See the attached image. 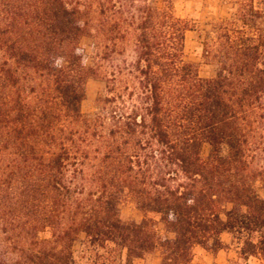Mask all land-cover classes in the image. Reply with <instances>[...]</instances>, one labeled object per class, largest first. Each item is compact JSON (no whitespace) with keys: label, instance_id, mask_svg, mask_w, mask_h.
I'll return each mask as SVG.
<instances>
[{"label":"trees","instance_id":"obj_1","mask_svg":"<svg viewBox=\"0 0 264 264\" xmlns=\"http://www.w3.org/2000/svg\"><path fill=\"white\" fill-rule=\"evenodd\" d=\"M234 5L206 35L217 70L202 78L184 59L192 24L168 0H0L1 184L21 185L0 198V264H74L80 233L127 261L158 248L160 264H189L196 245L221 249L222 232L245 237L243 257L264 254V236L251 240L264 228V168L249 160L264 151V0ZM94 33L134 59L86 116L96 71L79 40ZM124 195L173 236L150 217L121 220Z\"/></svg>","mask_w":264,"mask_h":264},{"label":"rangeland","instance_id":"obj_2","mask_svg":"<svg viewBox=\"0 0 264 264\" xmlns=\"http://www.w3.org/2000/svg\"><path fill=\"white\" fill-rule=\"evenodd\" d=\"M167 0H149V2L161 5ZM172 3L175 13L187 19L191 28L185 31L184 37V59L190 62L196 68L197 74L202 78H212L216 74L217 65L209 57L204 56V40L208 33L211 34V25L213 22L232 16L235 11L234 0H168ZM260 32L264 36V19L260 20ZM105 41L98 37L96 33L92 35H83L79 40V45L84 51L85 63L88 67L95 69L96 74L86 79L84 84V97L80 104L81 112L86 116H91L98 110V98L106 95L107 85H110L111 74L118 75L119 67L133 61L134 56L131 48L127 46L120 53L106 52L104 48ZM123 73L125 71L123 70ZM210 146L207 143L202 144L201 153L207 156ZM226 153V148L222 147L221 154ZM253 169L264 168V151H258L250 159ZM3 170L0 169V198L7 191H17L21 187L19 183L10 186L2 185L4 177ZM259 196H264V187L257 181L255 184ZM118 216L123 221L139 222L144 217H150L156 222V231L160 237H172V233L165 231L159 217L152 213L142 212L135 204L133 198L129 195L121 196L117 204ZM229 205H225L228 209ZM264 236V228L259 233L253 234L251 240L256 242L259 236ZM40 238H48L50 232L48 229L39 232ZM0 233V247L5 245ZM242 236L236 239L233 234L223 232L220 235L223 247L216 252L205 250L196 245L193 248L192 259L189 264H264V254H255L243 257L241 247L243 246ZM74 264H160V250L145 254L140 258L126 260L125 249L111 242L104 244L92 243L84 233H80L72 243Z\"/></svg>","mask_w":264,"mask_h":264},{"label":"crops","instance_id":"obj_3","mask_svg":"<svg viewBox=\"0 0 264 264\" xmlns=\"http://www.w3.org/2000/svg\"><path fill=\"white\" fill-rule=\"evenodd\" d=\"M222 233H223V232H222ZM222 233H221V234H222Z\"/></svg>","mask_w":264,"mask_h":264}]
</instances>
